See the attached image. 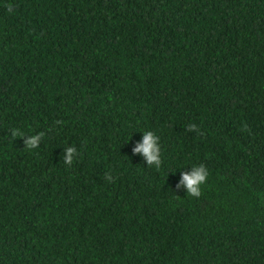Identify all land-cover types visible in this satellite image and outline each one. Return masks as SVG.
Instances as JSON below:
<instances>
[{"label": "trees", "instance_id": "obj_1", "mask_svg": "<svg viewBox=\"0 0 264 264\" xmlns=\"http://www.w3.org/2000/svg\"><path fill=\"white\" fill-rule=\"evenodd\" d=\"M0 264H264V0H0Z\"/></svg>", "mask_w": 264, "mask_h": 264}, {"label": "clouds", "instance_id": "obj_2", "mask_svg": "<svg viewBox=\"0 0 264 264\" xmlns=\"http://www.w3.org/2000/svg\"><path fill=\"white\" fill-rule=\"evenodd\" d=\"M11 5H7V11L11 13L13 11ZM57 123H60L57 121ZM188 131H198L195 124H189ZM11 137H24V133L19 129L10 130ZM44 133L40 132L35 135L28 136L24 139V147L28 150H32L39 147L40 141L43 138ZM132 152L142 154L147 162L148 166H154L159 169L162 164L161 160V149L159 144V137L152 131H144L142 140L136 143L135 147L132 148ZM78 155L77 149L73 147H67L65 149V155L63 156L64 163L71 165L73 162V154ZM209 173L203 164L192 166L191 172H182L179 183L176 184V188L179 189L181 186L187 189V194L191 197L199 198L201 195V185L206 182V178ZM105 178L109 181L112 180V176L105 174Z\"/></svg>", "mask_w": 264, "mask_h": 264}]
</instances>
